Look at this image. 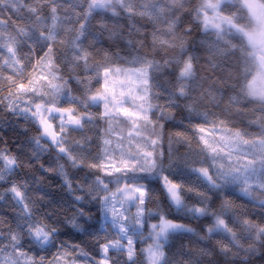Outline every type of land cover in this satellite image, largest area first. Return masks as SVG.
Segmentation results:
<instances>
[{
    "label": "snow or ice",
    "instance_id": "snow-or-ice-1",
    "mask_svg": "<svg viewBox=\"0 0 264 264\" xmlns=\"http://www.w3.org/2000/svg\"><path fill=\"white\" fill-rule=\"evenodd\" d=\"M0 112V264L264 259V0H0Z\"/></svg>",
    "mask_w": 264,
    "mask_h": 264
},
{
    "label": "trees",
    "instance_id": "trees-1",
    "mask_svg": "<svg viewBox=\"0 0 264 264\" xmlns=\"http://www.w3.org/2000/svg\"><path fill=\"white\" fill-rule=\"evenodd\" d=\"M24 127L30 128L29 135L35 134V128H33L31 125H26L24 124L23 121H17L14 117H11L7 112H0V135L3 136V143H0V146H6L14 150L19 140L23 139L21 130ZM176 130L177 129L173 128L172 126H167L165 129L166 133L171 132V131H176ZM252 130L255 131V129H252ZM73 135L75 136L77 134H73ZM181 151H183V149H181ZM45 163H46V166H53V167L55 166L54 163L49 164L47 161H45ZM69 171L76 178L82 177L83 175L82 172H77L72 169H69ZM36 175L40 176L42 175V172L36 171ZM44 179L46 182L48 181L51 182V190L53 192V195L59 198L60 194L63 192V190L60 187V184H61L60 178L50 173V174H47L44 177ZM156 194L161 197V203L165 204L166 206V202L163 201L162 193L157 191ZM65 199H67V197H65ZM186 199L188 200L189 203L196 202V199L194 195L192 194H188ZM56 207L58 208V215L60 216L61 219L64 216H70L72 214V210L68 206V204H64L63 206H56ZM7 212H8V208L2 202H0V213L6 214ZM8 218L11 219L10 216ZM183 222L186 224H190L192 227L196 228L198 231L201 230V225L202 223H204V221H196V220L191 219L190 217L185 218ZM65 231H67L68 234L64 236L63 239L72 240L74 242L75 241H85L86 242L85 247L87 248V250L91 251V245L90 243H87V241L89 240L88 237L80 236L79 234H76L74 230L66 229ZM181 242L187 243V240L186 239L184 241L178 240L177 247L179 246ZM194 246H195L194 242L189 244V247H194ZM253 264H264V259H255Z\"/></svg>",
    "mask_w": 264,
    "mask_h": 264
}]
</instances>
